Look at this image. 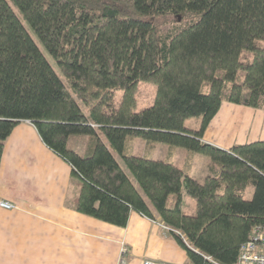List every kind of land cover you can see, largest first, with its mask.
Masks as SVG:
<instances>
[{"label":"trees","instance_id":"trees-1","mask_svg":"<svg viewBox=\"0 0 264 264\" xmlns=\"http://www.w3.org/2000/svg\"><path fill=\"white\" fill-rule=\"evenodd\" d=\"M141 82L158 90L136 112ZM223 102L264 110V0H0V167L13 129L31 122L81 179L78 211L120 227L133 211L159 219L191 264H234L264 226V140L203 141ZM74 134L90 137L86 154L70 147ZM137 137L209 156L205 181L133 154ZM185 193L196 215L183 213Z\"/></svg>","mask_w":264,"mask_h":264},{"label":"crops","instance_id":"crops-1","mask_svg":"<svg viewBox=\"0 0 264 264\" xmlns=\"http://www.w3.org/2000/svg\"><path fill=\"white\" fill-rule=\"evenodd\" d=\"M89 139L79 138L82 146L72 148L86 154ZM260 140L264 110L230 102H223L203 135V141L222 148ZM211 161L190 152L180 168L204 182ZM81 188L72 165L45 144L36 127L27 120L17 124L0 167V201L17 206H0V264H191L159 219L133 211L120 227L78 211Z\"/></svg>","mask_w":264,"mask_h":264},{"label":"rangeland","instance_id":"rangeland-1","mask_svg":"<svg viewBox=\"0 0 264 264\" xmlns=\"http://www.w3.org/2000/svg\"><path fill=\"white\" fill-rule=\"evenodd\" d=\"M13 8L16 10V12L20 14L19 9L11 2ZM30 30L31 34L33 35L34 39L37 41L39 46L41 47L42 51L44 54L47 56V58L51 61V63L55 66L57 69L56 64L52 60L51 56L45 49V47L38 42V39L33 32L32 28L29 26L28 23H25ZM57 71H59L57 69ZM60 73V72H59ZM65 80L66 78L63 77ZM157 90H158V85L150 82H141L140 83V88L137 93L136 99L137 102L136 104L132 107L133 111H141L142 109L149 107L153 105L156 95H157ZM124 95L123 90H118L116 92V104L115 107H120V102L122 101ZM79 104L81 105L83 111L88 114V108L86 105H84L81 101H79ZM200 125V118L199 117H190L186 120L185 126L191 129H197L199 128ZM98 134L100 135V138L103 142L107 143V138L105 135L102 133L101 130H98ZM85 136L86 138H89L87 134H74L72 135V139L70 141V147L74 148H80L82 146V143L79 141V138ZM129 148V147H128ZM131 152L135 155H142L147 158H154V159H161V160H169V161H174L179 167L185 168V163L188 162L189 159V153L192 152L189 149L174 145V144H168V143H163V142H156V141H150L146 140L140 137H137L135 141H133V148L131 149ZM115 154L116 158L120 161V164L124 167V169L128 172L129 176L133 180V182L137 185L136 180L134 177L131 175V173L126 169V166L124 165L122 157L115 151H113ZM206 158H210L207 155ZM211 159V158H210ZM254 194V189L252 186H249L246 191H245V197L247 199H251ZM168 207H175L176 204V196L171 195L169 197V200L167 202ZM182 208H183V213L187 215H196L197 214V201L195 198L192 196L188 195L185 193V196L183 198V203H182Z\"/></svg>","mask_w":264,"mask_h":264},{"label":"built area","instance_id":"built-area-1","mask_svg":"<svg viewBox=\"0 0 264 264\" xmlns=\"http://www.w3.org/2000/svg\"><path fill=\"white\" fill-rule=\"evenodd\" d=\"M0 206L9 210L17 208L14 203L3 200L0 201ZM122 261L121 259V262ZM143 264L172 263L146 260ZM234 264H264V226L253 227L250 238L240 247L238 259Z\"/></svg>","mask_w":264,"mask_h":264}]
</instances>
